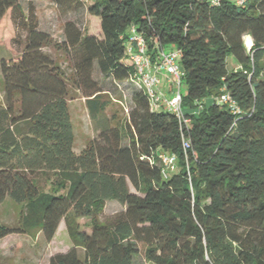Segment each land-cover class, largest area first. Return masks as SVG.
I'll return each mask as SVG.
<instances>
[{
	"label": "trees",
	"instance_id": "16d2710c",
	"mask_svg": "<svg viewBox=\"0 0 264 264\" xmlns=\"http://www.w3.org/2000/svg\"><path fill=\"white\" fill-rule=\"evenodd\" d=\"M54 2L62 14L86 2L98 31L66 21L57 42L31 5L0 0V43L4 32L7 49L20 48L0 59V203H23L15 223L0 222V238L37 227L50 241L64 220L72 246L48 264H134L138 254L151 264H264V0ZM131 28L152 57L178 51L184 120L151 108L136 86L122 120L107 114L115 98L93 72L134 82ZM71 88L97 131L78 153ZM221 91L234 110L217 102ZM160 153L175 157L165 176ZM109 200L123 209L100 220Z\"/></svg>",
	"mask_w": 264,
	"mask_h": 264
},
{
	"label": "rangeland",
	"instance_id": "374dc122",
	"mask_svg": "<svg viewBox=\"0 0 264 264\" xmlns=\"http://www.w3.org/2000/svg\"><path fill=\"white\" fill-rule=\"evenodd\" d=\"M23 12H27L29 5L34 9L37 17V26L39 29L48 32L54 41H61L63 39V26L66 21H73L81 29L96 33L99 29L97 20L89 15L86 11L85 5L75 11L62 14L58 11V8L54 0H18ZM20 31V30H19ZM8 33V32H7ZM20 33V32H19ZM8 34L3 32L5 39L3 43H0V59L16 58L19 47L13 45V48L7 49V36ZM247 36V35H245ZM244 36V37H245ZM243 37L244 43L245 39ZM4 38V37H3ZM247 44H250L247 41ZM19 46V45H18ZM247 47V46H246ZM250 47V46H249ZM247 47V48H249ZM167 49V48H166ZM44 50L53 57L57 63L63 68L67 67V60L63 52L54 47H45ZM93 77L99 79L103 88L108 90L111 97L115 98V102L107 109V114H111L113 111L117 113V117L122 120L126 111L131 106L130 96L133 87L137 85L132 82L131 84L119 83L114 84L111 80L102 79L99 75V70L96 67L93 72ZM165 81V77H162V82ZM160 83V86L162 84ZM180 92L185 93L186 85L184 81L180 83ZM2 96V78L0 74V104ZM68 110L70 120L73 129V151L78 153L91 138L95 137L97 131L95 130L94 122L90 118L87 109L84 104V99L79 93L70 89V97L68 99ZM48 184H44L41 187L47 189ZM129 189L135 192L134 188L129 185ZM23 209V203H17L6 197L0 203V222L13 224L19 217ZM123 209V206L114 200H109L105 203L100 220H104L111 214ZM84 219H81V227H84ZM72 246V241L69 238L64 220H61L55 235L50 241H46L39 228H32L26 233L8 234L3 238H0V264H48L50 255L58 252H64ZM79 254H82V249L77 248ZM134 264H151L146 263L141 254H138L134 258Z\"/></svg>",
	"mask_w": 264,
	"mask_h": 264
},
{
	"label": "built area",
	"instance_id": "2783aa9c",
	"mask_svg": "<svg viewBox=\"0 0 264 264\" xmlns=\"http://www.w3.org/2000/svg\"><path fill=\"white\" fill-rule=\"evenodd\" d=\"M234 1L242 3L245 0ZM210 2L217 4L219 0H210ZM130 33L129 41L131 44L127 47V52L135 68L134 83L146 93L151 108L156 109L161 105L165 106L174 112L179 120H184L182 93L179 88L183 73L178 64V51L175 48H159L157 54L152 57L147 51L143 37L137 34L134 28L130 29ZM162 77H165V82L171 85L168 92L160 88ZM217 102L235 109V102L225 91H221L217 97ZM183 145L187 147L188 143L185 141ZM158 157L164 176L168 171L175 169L174 155L160 153Z\"/></svg>",
	"mask_w": 264,
	"mask_h": 264
},
{
	"label": "crops",
	"instance_id": "0c3cea01",
	"mask_svg": "<svg viewBox=\"0 0 264 264\" xmlns=\"http://www.w3.org/2000/svg\"><path fill=\"white\" fill-rule=\"evenodd\" d=\"M250 38H251V37H250ZM251 43H252V40H251ZM14 59H16V58H14ZM160 88H161L162 90L168 92V91H170L171 85L168 84V83H166V82L164 81V82H162Z\"/></svg>",
	"mask_w": 264,
	"mask_h": 264
}]
</instances>
